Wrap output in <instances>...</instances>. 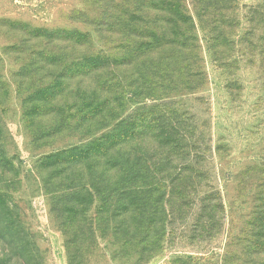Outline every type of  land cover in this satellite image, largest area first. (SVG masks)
<instances>
[{
  "label": "rangeland",
  "instance_id": "374dc122",
  "mask_svg": "<svg viewBox=\"0 0 264 264\" xmlns=\"http://www.w3.org/2000/svg\"><path fill=\"white\" fill-rule=\"evenodd\" d=\"M184 1L190 77L132 55L108 0H0V264H245L264 241L262 0Z\"/></svg>",
  "mask_w": 264,
  "mask_h": 264
},
{
  "label": "trees",
  "instance_id": "16d2710c",
  "mask_svg": "<svg viewBox=\"0 0 264 264\" xmlns=\"http://www.w3.org/2000/svg\"><path fill=\"white\" fill-rule=\"evenodd\" d=\"M206 1H203V6L206 9L212 7L213 4L210 2L205 4ZM103 6L108 13L103 20V25L107 27L108 32L119 35L125 32L127 33V38L131 35L130 40L126 39L125 41L126 44L128 43L131 46L129 51L132 52V55L147 57L150 52L157 51L162 55L160 60L165 62V71L171 70L169 67H172V70L180 76H193L189 72V65L187 66L186 60L188 57L193 58L196 56L197 58V55H195L198 49V46L195 45V41H197L195 34L196 23L192 14L188 12L184 0H108ZM250 14L248 23H253L257 20L256 25L257 22H260L264 26V0L254 5L252 10H250ZM217 21L220 25L210 28L206 32L210 35L207 38L212 42L224 41L228 35V32L223 29V21L221 19ZM167 27L172 28L170 33L164 31ZM259 39L262 44L258 46V49H260L258 55L264 59V38L260 37ZM216 45L218 46V44H214L213 48ZM174 47L178 49V55L175 53ZM212 53H215L214 49H212ZM92 58L93 56L90 55L85 58L87 60L84 63L86 69H94L96 63L88 61L92 60ZM166 61L169 62L167 63ZM99 139H102V141H97V139L95 141L100 142V144L89 147V149L97 152L90 153L87 151L84 154H79L83 155L81 158L105 152L107 147H112L111 135H106ZM80 150L72 148L65 151L71 154ZM245 242L246 246L243 247L245 249L243 254L245 257L244 263L261 264L264 261V259H261V256L264 257V241L253 243L251 240H245Z\"/></svg>",
  "mask_w": 264,
  "mask_h": 264
}]
</instances>
